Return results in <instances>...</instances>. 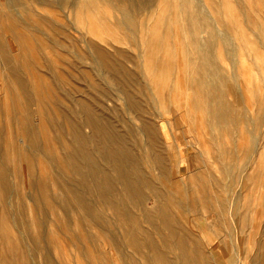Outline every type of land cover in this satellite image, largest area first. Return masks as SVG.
Listing matches in <instances>:
<instances>
[{"label": "rangeland", "instance_id": "rangeland-1", "mask_svg": "<svg viewBox=\"0 0 264 264\" xmlns=\"http://www.w3.org/2000/svg\"><path fill=\"white\" fill-rule=\"evenodd\" d=\"M149 1L145 2H157V12L167 8L162 0ZM194 1L199 5L196 20L188 7H181L176 14L166 13L162 19L156 13L150 19L145 16L146 7H139L143 5L140 1L95 0L92 11L97 16H92L93 20L78 22L65 17L55 21L60 31L52 37L41 35L42 46L28 56L34 84L30 115L22 108L6 115L7 73L0 57V121L5 116L14 119L18 145L22 144L2 163L8 172L6 178H0V264H158L150 256L159 250L164 263L183 264L177 245L181 236L192 242L185 239L190 264H264V0ZM136 9L143 13L140 18L121 21L125 12L133 14ZM91 44L104 50L109 66L98 60ZM200 79L211 84L213 100L223 99L233 110L230 120L234 123L230 121L220 131L209 126L203 108L193 98L191 87ZM131 94L136 106L130 103ZM75 99L91 104L92 115L104 116L101 120L122 134L128 125L141 128V117L163 125L159 133L175 180L190 184L191 168L200 171L201 166L211 180L221 181L223 190L204 188L203 192L218 196V204L226 202L225 216H221L226 224L213 226L200 202L192 214L183 212L178 206L182 199L176 202L173 197L169 205L180 225L174 224V234L165 233L159 223H149L143 212L158 206L147 188L141 206H129L134 215L141 216L135 229L137 236L146 239L141 249L127 243L123 238L126 225L95 195L86 194L109 224L103 228L91 217H83L73 194L80 187L77 166L68 159L75 143L61 114L64 102L70 106ZM28 128L33 129L37 144L27 135ZM106 157V152L97 155V162L112 171ZM224 169L231 173H223ZM4 231L11 238H3ZM148 238L152 244L147 243ZM193 247L204 253V259L194 254Z\"/></svg>", "mask_w": 264, "mask_h": 264}, {"label": "bare ground", "instance_id": "bare-ground-1", "mask_svg": "<svg viewBox=\"0 0 264 264\" xmlns=\"http://www.w3.org/2000/svg\"><path fill=\"white\" fill-rule=\"evenodd\" d=\"M94 1L95 0H4V2L0 1V57L2 59V63L7 73V78L6 81L4 82V91H5L4 96L6 95L5 97L6 115H10L11 112H15L16 108L26 109L27 114L25 115H30V105L33 99L32 88L34 89L33 87L34 84L31 81L32 79H30L32 77V76L30 77V73L32 75V69L28 56L31 55V53H33L34 51H38L39 48L42 46L41 35L47 34L49 37L55 36V34L60 31V26L57 25L58 23L55 24L54 22L55 21L61 22V18L62 19L65 17L66 19L74 18L78 22H81L82 19L83 21L85 19L93 20L92 16H97L92 11V6H94L95 3ZM132 1L135 3L137 1H140L143 5H139V7L142 6L146 7L148 12L145 16L150 19L154 18L159 13L160 15H158V18L161 17V19L167 16L166 13L176 14L177 11H181V7H188L189 9L190 8L193 9L192 18L194 20H196L194 16L196 15L198 16L199 5L194 0H162L166 3L165 5L167 6L164 12H157V10L155 11L156 8L155 0L149 1L150 3L155 1L154 3H151L152 5H149L148 2H145L147 0H132ZM140 2L137 3L141 4ZM153 8L154 10H151ZM67 9L68 12H66ZM85 10L91 11V13L85 12ZM141 15H143V13L139 12L138 9H136L135 12H133V14L125 12L121 16V21L128 20L129 22H131L132 20H135L137 17L140 18ZM6 41H9V45L6 43ZM43 44L46 43L43 42ZM90 47L91 49H93V53L97 56L100 62H102L106 66L110 65L111 61L109 57L105 54L104 50H102L98 45L95 44H91ZM150 64H153L152 59L149 65ZM118 70H122V69L119 67ZM125 75L126 74H124V76ZM210 87L211 84L209 83V81H206L205 79L202 80L200 79V81L198 80L196 83H194L191 88L194 91L193 98L195 97L197 98L196 105H200V107L203 108L202 113L205 112L207 117L206 120L208 121L209 126L215 128V130L220 131L222 127L230 125V121H232L230 119L233 118L232 117L233 110L231 106L223 99L216 101L213 100L210 94L211 91ZM38 93L39 92H37V94ZM50 93H52V91ZM69 97H67L66 99H68ZM53 98H55V96ZM199 98L200 99L202 98L201 102L198 101ZM129 100L133 106H136L137 101L135 97H132V94L131 96H129ZM67 103L64 102L63 108L61 110L62 112L61 114L62 116L64 115L63 119L65 123L69 126L71 140L75 143L73 151L68 155V159L70 163L72 162L71 164H76L77 166V170H75L76 171L75 174L77 175V180H80V187L76 183L79 188H77L78 191L76 190L77 192L75 191L73 194L83 217L86 218L87 216L91 217L94 221L93 223H97L102 227L105 224L106 225L109 224V222L107 224L105 221H103L104 219L102 220L101 215H103V213L94 208L92 202L88 199L89 197L86 194L88 193V195L89 194L95 195L98 199L102 201V203L107 205L119 217L118 222H122L127 226V228L126 226L125 228L123 226V228L126 229V233L125 236L123 235V238H126L125 240H127V243H129L131 246L137 249H141V247L144 246L146 241V239L143 240L142 238H140L139 237L140 235L137 236L136 233L137 230L136 228L139 226L138 225L139 222L142 221L140 218L141 216L140 214L139 216L137 214L134 215L133 214L134 212L130 211L129 206L134 205L136 207L138 204H140L141 206V202L144 200V197L146 196L144 189L147 188L149 194L156 197L157 199L156 203H158L157 204L158 206L157 208H154V210L151 211L146 210L143 212H145L148 215L149 223L150 222H152L151 224L156 223L155 224L156 226L158 225L157 223H159L160 224L159 228L165 231V233L172 232L171 234H174L173 233L174 224L178 223L175 219L174 214L171 211L172 208L169 205L170 204L169 200L173 201L172 199L173 197L176 199V202L178 201L177 199L179 198L182 199L180 205H178L176 202L175 203L176 205L181 207L183 212H186L187 214L190 213L192 214L194 211V206H196L197 202H200L203 208L205 209V211L210 214V217L212 219L209 218L208 219L213 220L212 221L213 226L217 227L221 222L223 224H226V219L222 218L223 217L222 215H224L226 211V205H225L226 202H224V204L221 203L218 204L216 201V197L218 198V196H214L212 193L208 194L203 192L204 188L206 189L210 188L212 191L213 189L215 190L217 189L218 191L223 190L224 189L223 185L219 183L221 181L215 183L213 179L211 180V178L206 175L204 169L201 166L199 168L200 171H196L193 167L191 168L189 178H187L189 179L190 184L188 182L186 183L185 181L180 182L179 180L178 181L175 180V172L173 171V169L170 170L169 167L170 163H168L170 161L169 156H167L165 153V149L163 147V143L161 140L162 137L160 135L161 132L159 133L160 131L159 127L163 128V125L159 126L157 123H155V121L149 120L145 117L143 118L141 117L140 118L142 123L141 128H135L128 125L126 131L124 132V134H122L118 132L117 130L118 128L116 126L110 125L108 124V122L106 123V120L105 121L101 120L102 118H104V116L95 115V114L92 115L93 113H91V109H92L91 104L85 103V101H82V99L73 100L70 106H67L66 105ZM192 103L193 105L195 104V99H192ZM41 108L42 107H40V109ZM199 111L201 110L199 109ZM139 112L137 113L138 115ZM82 113L84 115H80ZM1 115L2 114H0V117ZM131 120L134 121L133 118H131ZM232 122L234 123V121ZM16 124L18 125L17 121ZM13 125H14V119L9 118V116H5V118H2V121H0V178L1 179L6 178L8 172L7 169L4 168L2 165L3 159L7 158L8 160H10L12 156L15 154L16 149H18V146H22L21 142L20 145H18L19 139L18 136L15 135ZM54 125H56V123ZM86 128L89 129L90 132H86L85 131ZM20 132L21 131L16 127V133L20 134ZM27 135L29 136L30 140L33 143L37 142L32 128H28ZM20 137L22 136L20 135ZM167 137L168 136L165 135V138ZM215 137L216 136H214V138ZM214 142L216 143L217 140H214ZM220 142L222 143V141ZM93 143L94 145L91 147ZM97 149L99 153L97 152ZM105 152L108 155V157L106 158L111 163L110 167L112 168V171L108 169L106 170L105 168H103V166L99 165V162H97L96 156L102 155V153L105 154ZM142 153H144V157L142 156ZM147 167L149 168L148 170H150V174L149 172L147 173L146 171ZM238 167H235V169ZM220 170L219 172H221ZM228 170L229 169H226L225 172L223 171V173L225 174L228 173ZM155 171L158 172L155 173ZM214 171L213 172L209 171V172L210 174H213ZM199 173L201 176L198 175ZM99 175H101V177ZM217 179L220 180L218 177ZM65 180L67 179H64V181ZM71 183L75 184V182L73 181H71ZM227 186L229 187V185ZM3 191H5V189ZM67 191L70 192L71 189L67 187ZM225 192L227 193V191ZM140 206L138 205V207ZM172 206L174 207L175 205ZM143 208L147 209L148 207L144 206ZM142 210L143 209H141V211ZM192 220L186 219L188 223H190ZM23 224L25 223L23 222ZM191 225H193V223ZM150 227H154V225ZM143 230L141 229V231ZM156 230H158V228ZM159 230L157 232H159ZM2 235L3 238L5 237L7 240L11 238V235L10 233H8V231L2 232ZM186 238L187 236L185 237V239ZM39 239L37 237L36 241H38ZM164 239L166 240L167 237ZM185 239L182 236L178 238L177 245L179 246V248L177 246L176 247L180 250L179 255L181 256V259L184 260L183 264H190L191 261L189 262L186 259V257L188 256L189 247L187 246V242ZM188 240L190 241V243H192L190 239ZM166 242H168V244L170 243V241H166ZM147 243L152 244L150 239L147 241ZM164 245L165 244H163V246ZM192 246L193 245H191V247ZM165 247L166 246H164V248ZM198 248L196 247L192 248L194 254H197V256L200 257V259H204L203 256L204 253H201L200 249ZM153 252L154 253L152 254V256H150L153 261H157L158 264H166V261L165 263L163 261L162 255L157 254L158 252L157 253L155 251ZM191 258L193 259L194 256H191ZM165 259L167 260L166 257ZM197 260L199 261L198 258ZM194 261L196 260H193V262ZM255 262L258 261L255 260Z\"/></svg>", "mask_w": 264, "mask_h": 264}]
</instances>
